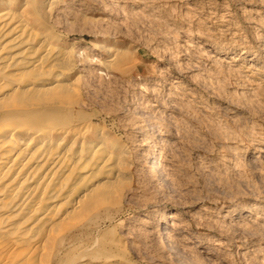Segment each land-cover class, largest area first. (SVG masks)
<instances>
[{
	"label": "rangeland",
	"instance_id": "1",
	"mask_svg": "<svg viewBox=\"0 0 264 264\" xmlns=\"http://www.w3.org/2000/svg\"><path fill=\"white\" fill-rule=\"evenodd\" d=\"M54 1L18 0L38 2L46 26L71 53L66 63L74 69L68 80L78 82L75 93L49 106L67 124L63 142L86 147L102 129L126 153L125 174L108 196L98 194L100 204L82 207L89 209L83 224L63 231L49 264H68L76 248L96 239L90 256L115 254L131 264H264V0ZM82 128L83 136L72 137ZM151 144L175 186L154 187L141 152ZM164 211L172 212L175 241L195 259L184 249L190 259L177 262L157 239ZM230 213L241 215L240 227L229 229Z\"/></svg>",
	"mask_w": 264,
	"mask_h": 264
},
{
	"label": "bare ground",
	"instance_id": "2",
	"mask_svg": "<svg viewBox=\"0 0 264 264\" xmlns=\"http://www.w3.org/2000/svg\"><path fill=\"white\" fill-rule=\"evenodd\" d=\"M51 1L53 2V0ZM52 2L49 3L52 5ZM54 2H56V0ZM54 32L56 31H53L46 26L41 10L38 8V2L19 3L18 0H0V264H49L51 259L54 257V244L56 246L59 242L58 240L61 241V234L63 231L69 226H75L81 222L82 218L85 217L83 212L85 209L87 210L88 207L85 209H82V207H86L88 204H92V201L96 200L98 201V204H100L99 200L101 199L97 197L98 194H104L105 197L108 196L111 192L110 189L113 181L125 174L122 167V161L124 159L126 149L120 142L112 140L104 130L97 129L96 131H93L91 133L92 141L86 147L81 145V147L77 148V145L74 147V143L72 142L68 144L63 142L65 135L69 132L67 124L57 121L59 111L52 112L49 109V106L53 103H55V105L61 104L59 99H62L63 97L67 98L66 95H69L67 94L68 92H70V94H74L75 87L78 83L77 81L79 80L77 79V83H75V80H68V78L74 74L72 64L66 63V60L69 59V55H71V53L68 52V49L67 51L62 49V39ZM260 47L262 46L260 45ZM118 49L121 50L120 48ZM216 52L224 55L228 53V49L217 48ZM76 92L78 91L76 90ZM76 94L78 95V93ZM78 103L79 102H77L76 105H80ZM57 107L58 109L63 108L62 105H57ZM141 113L143 116L146 114L145 111H141ZM152 118L154 117L152 116ZM147 122L150 123L152 130L156 128V124L152 123L150 119ZM84 133L85 129L82 128L78 130L77 135L72 134V137H81ZM143 149L139 150H141L144 155L142 156L144 158L143 163L146 168V172L151 175L152 181L156 184L154 187H158L162 183L166 184L168 187L175 186L173 183L174 178L171 180L169 178V174L166 172L165 168L167 165H163L165 167L162 166L161 153L159 149H157L154 144H151L150 147L145 148L144 150ZM203 166L197 169H202ZM210 170L212 171V168ZM166 185H164L165 188ZM194 189L195 188H193V190ZM109 197L111 198V195H109ZM112 197H114V195ZM102 202L105 201L102 200ZM96 204L93 203L92 206L95 205L96 207ZM88 210L86 213H88ZM103 211L101 212L103 213ZM247 212L248 214L252 213L251 211ZM170 214H172L171 211H164L158 215L164 222L158 231L157 239L165 248H168L170 252L175 255L177 262H181L182 259L186 258L184 249L188 248H182L176 242L178 241L177 238L180 237H177V235H179L178 233L171 232L172 230L169 227ZM237 214L234 215L230 213L227 219L225 218L227 221L229 220L231 224V228L228 227L229 229H233V227H240V223L238 224L239 221L237 220H240L242 217L239 213ZM248 214H245V216ZM214 218L212 217V219ZM216 221H218L217 218ZM90 222H92V220ZM217 223L221 224L223 222L220 223L218 221ZM250 223L253 222H249V224ZM219 224L217 225L219 226ZM80 226L82 227V225ZM219 227L217 228L220 229L218 232L226 233V229H224L225 231H221L222 226L221 228ZM241 230L244 231L243 229ZM260 231L263 232V230ZM254 233L246 234H250L251 237ZM119 237L122 238L120 235ZM96 240L94 242H96ZM94 242L92 245L90 244L80 247L77 245V254H74L76 257L73 256L75 258H71V261L69 260V263H67L131 264L128 263L129 261H122V258L118 255L110 253L109 256H104L103 259L95 258L97 255H94V252V257L90 256L92 251H89L93 246H95ZM221 242H219L220 245ZM61 246L62 245H60V247ZM72 247H74V245ZM190 248H192V245ZM190 251L188 249V254H190ZM198 252H200V250ZM72 253L73 252H71V254ZM242 253L240 254L242 255ZM105 254L108 255L107 253ZM191 254L189 257H194L195 254L192 256ZM55 257H58L57 254ZM200 257L203 258L202 256ZM243 257L241 258L243 259ZM216 258L217 257H215V259ZM262 261L263 260H261V262ZM216 262L218 261H215V263ZM251 262L249 261V263ZM256 263L258 262L256 261ZM181 264H183V262Z\"/></svg>",
	"mask_w": 264,
	"mask_h": 264
}]
</instances>
